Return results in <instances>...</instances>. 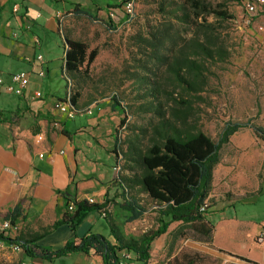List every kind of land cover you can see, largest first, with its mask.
<instances>
[{"label": "rangeland", "instance_id": "1", "mask_svg": "<svg viewBox=\"0 0 264 264\" xmlns=\"http://www.w3.org/2000/svg\"><path fill=\"white\" fill-rule=\"evenodd\" d=\"M57 1L49 0L43 8H40L44 17L51 15L55 9L70 10L76 4L87 13L94 14V20L82 15L63 19V34L84 42L88 46V51L93 49L97 51L88 76L82 75L79 80L80 87H77L75 82H67L62 75L61 40L63 36L54 22L48 23L43 31H36L40 39L37 54L42 56V67H33L25 62L18 63L1 55L0 79L4 80L11 72L27 73L30 81L41 94L42 100L51 106L52 112L55 102L62 101L67 94L71 97L77 91L80 94L78 106L103 101L111 103L110 97L117 94L121 104L129 107L125 124L122 127L118 124L116 130V139L120 140L118 157L116 156L119 160H115L116 154L113 153L114 138L112 136L115 128L113 129L111 122L100 123L98 129L87 128L86 121L83 119L75 118L71 122V125L77 129H87L71 133V140L77 146L79 153L74 161L75 167L73 169L71 167V171L74 172V181L70 187L92 186L103 178L106 189L100 194H92L87 190L86 199L91 198L93 204H104L106 212L104 218L116 219L119 214L114 206L115 201H121L122 196L118 178L126 175L123 169L125 164L120 153L126 149L125 142L130 135L129 131L146 126L149 120L148 115L137 112L140 102L135 100L136 86L130 80V72L134 71L135 61L142 57L134 47L136 38L148 37V33L162 25H167L168 29H173V32L186 37L187 27L181 26L170 15L165 14V9L173 11L184 4L186 11L190 14L197 11L189 7L187 0H134L132 21L121 25L122 19L120 22H113L109 20L108 13L119 10L123 0ZM201 1L207 4L209 9L226 11L232 19L220 20L213 14L205 13H202L198 19L199 22L206 21L214 28L216 42L225 47L228 53L221 63H205L208 69L205 72L206 85L194 104L198 127L204 134L217 141L227 124L241 125V128L229 138V142L221 148L215 180V194L218 198L211 200V208H218L224 201L223 198L236 201L241 199L233 191L247 187L248 181L254 182V178H257L260 183L259 194L250 197L246 195L245 199L237 203L231 212L237 218L258 224L264 220V141L256 137L253 131L254 129L264 131V31L258 29V26L264 23V16H255L250 21V26L246 27L245 22L249 18L245 13L244 3L237 4L223 0ZM13 2H9L5 9L9 10ZM180 13L177 12L178 15H181ZM105 23H109L112 30H109ZM41 69L44 76L38 78L37 74ZM18 101L15 95L7 93L4 87L0 86V110L10 112L12 103ZM115 165L119 166L118 171H113ZM226 170L235 174V180L221 181L220 177ZM219 190H225L227 193H218ZM130 194L138 197L145 208V213L140 219L126 224L123 232L129 236L139 237L156 229V206L138 190ZM102 222L106 229L105 221ZM176 227L170 226L165 236L160 238L158 247L157 240L155 241L147 264H185L183 258L185 253L206 256L201 251H205V248L209 246L201 240L192 239L188 231H185L187 236L174 239L173 233ZM76 236H81V233L79 232ZM71 238L73 239V236ZM59 242L60 239L53 237L49 231L41 233L34 241L38 247L47 251L61 249L63 245H59ZM251 254L260 262H264L261 247H254ZM70 263L71 258L63 257L52 261V264ZM196 264H217V260L209 257L208 260Z\"/></svg>", "mask_w": 264, "mask_h": 264}, {"label": "trees", "instance_id": "2", "mask_svg": "<svg viewBox=\"0 0 264 264\" xmlns=\"http://www.w3.org/2000/svg\"><path fill=\"white\" fill-rule=\"evenodd\" d=\"M225 2L243 3V0H223ZM189 7L197 12L190 14L184 4L173 11H166L181 26L187 27L186 37H182L167 25L148 33V37L136 38L134 47L139 57L130 72V80L136 86L135 100L139 101L138 113L149 116L146 126L131 130L126 139V149L120 153L124 162V174L118 178L122 191L121 201L115 203L119 217L107 219L109 235L113 243L99 234L66 242L57 251H47L34 245L39 236L23 240L11 239L8 233L0 232V241L6 244H18L27 258H38L52 262L72 253L99 256L102 264H111L120 251H129L136 256V262L147 264L154 242L167 233L172 224H177L174 239L187 236L192 239L210 243L213 227L206 216L210 209L209 194L212 189L213 170L220 162V151L240 128L239 124H227L217 141L204 134L198 127L195 114V100L206 85L207 67L205 63H221L227 56V50L216 42L214 28L206 21L199 22L202 13L213 14L220 20L232 19L226 11H214L201 0H187ZM185 10V12H184ZM94 20L79 5L71 11ZM177 12H181L178 15ZM109 30L112 27L105 23ZM63 36L64 57L61 67L66 81L75 82L80 87L82 75L89 73L90 65L97 56L95 49L88 51V46L79 40ZM82 82V81H81ZM70 96V95H69ZM80 98L79 91L69 98L76 107ZM111 110L121 115L119 126L125 124L128 106L121 104L118 95H112ZM9 114V113H8ZM7 117L0 111L1 122ZM3 118V119H2ZM254 135L264 141V131L254 129ZM120 140H115L113 153L119 152ZM118 157V156H117ZM119 160V158H117ZM72 185V181H69ZM138 190L152 201L155 206V230L139 237L129 236L123 232L126 224L141 218L145 208L131 192ZM67 194V192L65 191ZM64 213L58 225H69L71 230L91 212L101 214L104 204H88L86 200L64 199ZM73 210L69 211V205ZM206 207L201 211V207ZM12 227L24 221L22 204L19 201L11 209L0 215ZM106 219V218H104ZM116 220L118 221L116 223ZM185 264H196L208 260L209 256L197 253L183 254ZM240 260H249L238 257Z\"/></svg>", "mask_w": 264, "mask_h": 264}, {"label": "crops", "instance_id": "3", "mask_svg": "<svg viewBox=\"0 0 264 264\" xmlns=\"http://www.w3.org/2000/svg\"><path fill=\"white\" fill-rule=\"evenodd\" d=\"M11 1L14 2L10 9H5ZM47 1L49 0H0V56L9 57L18 63L25 62L33 67H42V63L34 62L35 57L39 55L37 47L40 45L36 31H43L48 23L54 22L56 28L63 33V19L79 16L74 15L71 12L72 9H55L51 15L44 17L40 8H43ZM53 1L58 2L57 0ZM14 5H19L17 15L12 12ZM89 14L94 16V14ZM38 15L39 17H37ZM35 37L39 40L38 45L33 43ZM63 57L64 48L62 45L61 62H63ZM45 69L47 73V68ZM13 73L16 72L8 74L3 82L8 83L9 75ZM34 92L37 90L29 79L23 96H15L19 101L12 103L11 111L0 110L4 115L9 116L3 120L4 122H1L0 119V215L20 201L25 217L24 221L16 226V230L8 234V237L28 240L49 231L53 237L60 239L59 245L62 246L71 240L72 236L73 238L78 237L76 235L80 232L81 236L78 238L88 234H99L113 243V239L109 235L107 219H100L96 212L87 215L74 226L73 230L66 224L58 225L53 229L50 227L61 220L65 198L77 201L86 200L87 190L92 194H100L106 189L103 185V178L92 186L74 185L73 188L70 187L69 181L72 183L74 181V172L71 171V167L72 169L75 167L74 161L79 153L77 146L71 140V133L85 131L87 128L98 129L100 123L109 121L113 125V129L115 128L112 136L114 149L116 130L121 115L117 111L111 110V103L108 101L86 106L76 105L78 109H91L90 115L74 117V119L79 118L86 121L87 128L77 129L71 125L74 119L66 120L60 114L52 112L51 106L42 100V96L39 99H32ZM58 126H60L59 129ZM38 135L42 136L43 141L35 144V136ZM40 154L43 156L39 157ZM216 166L213 170L209 202L218 198L215 194ZM237 177L240 179L239 174ZM220 178L221 181L235 180V174L226 170L223 171ZM254 179V182L246 183L247 187L233 191L241 199L236 201L223 198L224 201L219 204L218 208H211V203H209L210 209L206 219L213 227L212 239L210 243H206L209 247L201 252L216 259L217 264H264L251 254L254 247H261L264 254V243L259 245L255 242L256 235L264 229V220L255 224L252 221L237 218L231 212L237 203L245 199L246 195L250 197L259 194L260 183L257 178ZM221 192L227 193L225 190L218 191V193ZM115 202L119 203L120 201ZM102 221H105L106 229L103 227ZM2 222L3 220L0 218V224ZM172 225L177 226V224ZM163 236L165 234L157 238V247ZM34 245L36 244L34 243ZM238 257L247 259L250 263L242 261ZM63 258H71L70 264H102L99 256L86 255L81 252L68 254ZM21 261L52 264V262L38 258H27L23 252L14 253L7 248L0 249V264H18Z\"/></svg>", "mask_w": 264, "mask_h": 264}, {"label": "built area", "instance_id": "4", "mask_svg": "<svg viewBox=\"0 0 264 264\" xmlns=\"http://www.w3.org/2000/svg\"><path fill=\"white\" fill-rule=\"evenodd\" d=\"M244 3V9L245 13L248 16V20L245 22L246 27H249L251 24V20L256 16L258 17L259 15L264 16V0H243ZM19 11V5H14L12 8L13 14L17 15ZM120 16V18H119ZM39 17V15L37 16ZM134 17V0H125L123 1L120 6L119 10H112L111 12L108 13V18L109 20L113 22H120V19L123 21L121 22V25L123 24H128L132 21ZM258 29L261 31H264V23L260 24L258 26ZM16 37V35L14 34ZM33 43L35 45L39 44L38 38L33 39ZM34 62L37 63H42V57L40 55L36 56L34 59ZM37 76L39 78H42L44 76L43 70L41 69ZM29 84V75L23 71L21 72H16L11 75H9V81L8 83H4L3 80L0 79V86L4 87V90L7 93H11L17 97L23 96L25 90L27 89ZM41 97V94L37 91L34 92L32 95V99H39ZM69 94L66 95V97L62 101L55 102L53 104V111L56 113L60 114L63 116L66 120H71L74 119L75 116L77 115H90L91 114V109L90 108H84V109H78L76 107H73L70 104L69 101ZM43 141L42 136L38 135L35 136V144H39ZM43 155H39V157H42ZM118 165H115L113 168V171H118ZM86 202L88 204H93L92 199H86ZM206 207V204L201 207V211L204 210ZM73 205L70 204L68 207L69 211L73 210ZM105 210L101 212L100 217L104 218L105 217ZM16 227L10 226V224L6 221H3L0 224V232L3 233H10L11 231H15ZM255 242L259 245L264 243V229H262L255 237ZM7 248L8 250L14 252V253H19L22 252V248L18 244H6L2 241H0V249ZM136 262V256L129 251H120L116 255V259L113 260L111 264H134ZM19 264H34L32 261H21Z\"/></svg>", "mask_w": 264, "mask_h": 264}, {"label": "water", "instance_id": "5", "mask_svg": "<svg viewBox=\"0 0 264 264\" xmlns=\"http://www.w3.org/2000/svg\"><path fill=\"white\" fill-rule=\"evenodd\" d=\"M64 39V38H63Z\"/></svg>", "mask_w": 264, "mask_h": 264}]
</instances>
